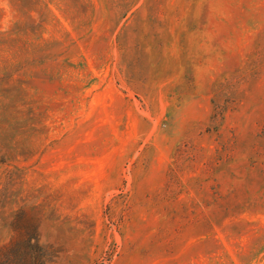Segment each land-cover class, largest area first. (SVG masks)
Here are the masks:
<instances>
[{
    "label": "rangeland",
    "instance_id": "obj_1",
    "mask_svg": "<svg viewBox=\"0 0 264 264\" xmlns=\"http://www.w3.org/2000/svg\"><path fill=\"white\" fill-rule=\"evenodd\" d=\"M0 264H264V0H0Z\"/></svg>",
    "mask_w": 264,
    "mask_h": 264
}]
</instances>
